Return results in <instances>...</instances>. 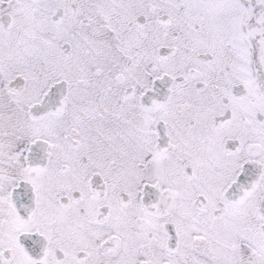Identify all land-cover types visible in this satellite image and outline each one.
<instances>
[{
  "label": "snow or ice",
  "instance_id": "1",
  "mask_svg": "<svg viewBox=\"0 0 264 264\" xmlns=\"http://www.w3.org/2000/svg\"><path fill=\"white\" fill-rule=\"evenodd\" d=\"M0 264H264V0H0Z\"/></svg>",
  "mask_w": 264,
  "mask_h": 264
}]
</instances>
